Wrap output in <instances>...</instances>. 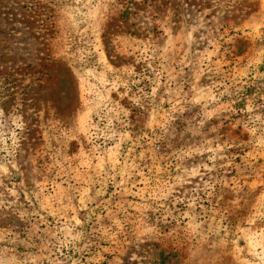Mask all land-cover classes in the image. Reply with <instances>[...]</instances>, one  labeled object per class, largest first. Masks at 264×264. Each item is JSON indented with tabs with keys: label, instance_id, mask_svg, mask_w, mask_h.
Listing matches in <instances>:
<instances>
[{
	"label": "rangeland",
	"instance_id": "1",
	"mask_svg": "<svg viewBox=\"0 0 264 264\" xmlns=\"http://www.w3.org/2000/svg\"><path fill=\"white\" fill-rule=\"evenodd\" d=\"M0 264H264V0H0Z\"/></svg>",
	"mask_w": 264,
	"mask_h": 264
}]
</instances>
